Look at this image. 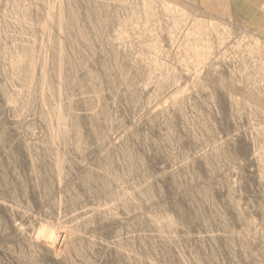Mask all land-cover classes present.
<instances>
[{"label":"rangeland","instance_id":"obj_1","mask_svg":"<svg viewBox=\"0 0 264 264\" xmlns=\"http://www.w3.org/2000/svg\"><path fill=\"white\" fill-rule=\"evenodd\" d=\"M0 264H264V0H0Z\"/></svg>","mask_w":264,"mask_h":264},{"label":"bare ground","instance_id":"obj_2","mask_svg":"<svg viewBox=\"0 0 264 264\" xmlns=\"http://www.w3.org/2000/svg\"><path fill=\"white\" fill-rule=\"evenodd\" d=\"M23 82V81H22ZM86 192V191H85ZM104 220V219H103Z\"/></svg>","mask_w":264,"mask_h":264}]
</instances>
